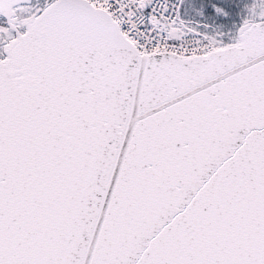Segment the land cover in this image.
I'll return each instance as SVG.
<instances>
[{
    "label": "snow or ice",
    "instance_id": "6c2138e0",
    "mask_svg": "<svg viewBox=\"0 0 264 264\" xmlns=\"http://www.w3.org/2000/svg\"><path fill=\"white\" fill-rule=\"evenodd\" d=\"M0 264H264V0H0Z\"/></svg>",
    "mask_w": 264,
    "mask_h": 264
}]
</instances>
